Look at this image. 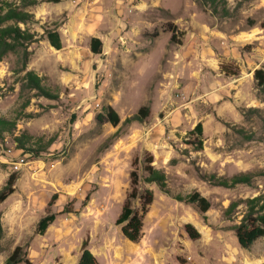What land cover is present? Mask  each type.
<instances>
[{"label":"rangeland","instance_id":"1","mask_svg":"<svg viewBox=\"0 0 264 264\" xmlns=\"http://www.w3.org/2000/svg\"><path fill=\"white\" fill-rule=\"evenodd\" d=\"M202 1L38 0L23 7L22 0H0L32 15L18 25L34 35L27 67L23 48L0 61V118L16 125L0 137V190L18 176L0 205V264L17 246L32 264H78L84 242L100 264H264V237L245 250L232 230L246 205L224 216L232 202L264 194V84L256 79L264 71V0H220L227 17ZM47 29L60 33L61 50L50 46ZM173 32L179 43L171 42ZM94 37L100 55L91 52ZM29 70L52 98L26 85ZM108 106L120 116L117 127L98 120ZM142 107L146 120L126 123ZM199 123L201 151L190 135ZM24 136L31 151L20 149L27 164L16 171L10 150ZM147 154L166 173L171 196L141 179ZM136 160L139 188L152 190L154 202L141 241L132 243L116 221ZM198 171L257 176L229 189L202 181ZM195 191L211 202L208 224L174 199ZM48 213L55 222L36 235Z\"/></svg>","mask_w":264,"mask_h":264},{"label":"trees","instance_id":"2","mask_svg":"<svg viewBox=\"0 0 264 264\" xmlns=\"http://www.w3.org/2000/svg\"><path fill=\"white\" fill-rule=\"evenodd\" d=\"M50 3L59 4L68 0H47ZM205 1V0H204ZM202 1V5L206 6ZM212 4L213 13L220 14L222 16H229V10L227 8V3L221 12L218 10V3L220 0H209ZM38 0H22V6L28 7L35 5ZM4 4V5H3ZM32 18V15L22 11L19 7L13 6L9 3H0V61L9 53L18 51L23 48V66L27 67L29 52L27 47L29 44L34 42V35L29 31L21 29L18 25L19 23H25ZM10 22H15V24H10ZM45 36L50 44V46L56 50H61L63 48V42L60 33L56 29H47L45 31ZM177 40V33L173 32L171 37V42L173 44L179 43ZM91 52L94 55H100L102 53V41L99 38H92L91 40ZM256 79L260 80L261 84H264V71H256ZM26 85L36 90L40 96L47 98H52L54 95L43 85V79L37 75L35 71L29 70L25 75ZM149 116V109L147 107H142L139 112L128 118L126 123L130 122H144ZM100 122L107 121L112 126L117 127L120 124V116L113 109V107L108 106L103 109V114L98 117ZM16 128L15 123L10 122L6 119L0 118V137L4 133L12 134ZM191 136H195L194 143L192 146H196L197 151L203 150L204 144V128L201 123H199L196 128L190 133ZM29 137L24 136L16 137L15 141L17 147L22 150L31 151L26 149V142ZM142 170L144 172L143 182L147 185L155 184L161 192L171 196V192L168 189L167 175L164 171L157 169L154 166V157L151 154H147L145 158L140 162ZM138 161L133 163L135 167L134 171L131 173V192L125 202L122 212L116 221L117 226H121L122 236L132 243H138L142 239L143 235V221L145 216L149 212V207L154 202V192L150 189L141 191L140 185V175L139 168H137ZM199 177L202 181L217 187L223 188H235L240 184L251 185L254 178L257 176L252 173H243L240 175H235L232 177H222L217 174H209L198 171ZM261 175H264L262 173ZM17 175H12L6 186L0 190V205L4 203L7 198L13 194ZM57 198L54 196L51 204ZM89 198V197H88ZM174 199L185 205L194 206L197 212L202 217L205 224H208L207 213L211 209V202L204 196H202L198 191H195L187 196H175ZM139 200L140 208H134L133 202ZM241 204H245L247 211L243 216L241 222L233 227L238 244L241 248L245 250L251 249L253 244L259 239L264 237V194L257 197L247 199L246 201L232 202L229 207L224 210V216L228 220L231 219L235 211ZM71 213V211H66ZM55 215L48 213L47 216L43 217L37 227L36 235H45L48 228L55 222ZM186 231L191 238L197 239L200 234L192 225L186 226ZM3 237V226L0 220V239ZM4 264H32L25 252L24 247L17 246L14 252L8 257ZM78 264H100L97 258L88 248V242H84L82 245V251L79 258Z\"/></svg>","mask_w":264,"mask_h":264},{"label":"built area","instance_id":"3","mask_svg":"<svg viewBox=\"0 0 264 264\" xmlns=\"http://www.w3.org/2000/svg\"><path fill=\"white\" fill-rule=\"evenodd\" d=\"M10 153H12L13 158L11 161V164L13 165V168L16 171H19L24 165H26V156H23V152L18 149L17 151L10 150Z\"/></svg>","mask_w":264,"mask_h":264},{"label":"crops","instance_id":"4","mask_svg":"<svg viewBox=\"0 0 264 264\" xmlns=\"http://www.w3.org/2000/svg\"><path fill=\"white\" fill-rule=\"evenodd\" d=\"M91 251V250H90ZM94 255V254H93Z\"/></svg>","mask_w":264,"mask_h":264}]
</instances>
